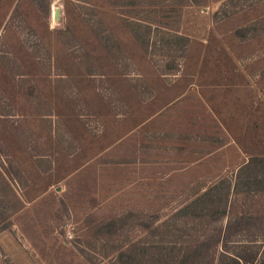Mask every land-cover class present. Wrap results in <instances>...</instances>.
I'll list each match as a JSON object with an SVG mask.
<instances>
[{"label":"rangeland","instance_id":"rangeland-1","mask_svg":"<svg viewBox=\"0 0 264 264\" xmlns=\"http://www.w3.org/2000/svg\"><path fill=\"white\" fill-rule=\"evenodd\" d=\"M143 1L0 0V264L105 262L264 157V0Z\"/></svg>","mask_w":264,"mask_h":264},{"label":"trees","instance_id":"trees-1","mask_svg":"<svg viewBox=\"0 0 264 264\" xmlns=\"http://www.w3.org/2000/svg\"><path fill=\"white\" fill-rule=\"evenodd\" d=\"M108 1L138 11L144 2ZM146 1L148 6L159 3ZM253 191L264 192V157H251L233 176L214 182L164 220L135 214L110 220L107 227L124 230L136 219L142 235L133 242L119 241L116 230L108 231L105 252L99 253L106 261L100 264H264V217L234 209L235 199Z\"/></svg>","mask_w":264,"mask_h":264},{"label":"bare ground","instance_id":"bare-ground-1","mask_svg":"<svg viewBox=\"0 0 264 264\" xmlns=\"http://www.w3.org/2000/svg\"><path fill=\"white\" fill-rule=\"evenodd\" d=\"M52 16L55 17V8L53 7Z\"/></svg>","mask_w":264,"mask_h":264}]
</instances>
